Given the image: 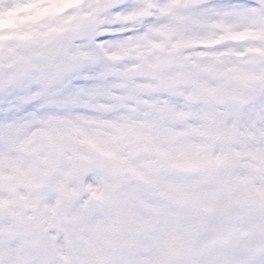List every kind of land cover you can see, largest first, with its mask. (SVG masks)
Here are the masks:
<instances>
[{"label":"snow or ice","instance_id":"1","mask_svg":"<svg viewBox=\"0 0 264 264\" xmlns=\"http://www.w3.org/2000/svg\"><path fill=\"white\" fill-rule=\"evenodd\" d=\"M16 3L0 264H264V0Z\"/></svg>","mask_w":264,"mask_h":264},{"label":"clouds","instance_id":"2","mask_svg":"<svg viewBox=\"0 0 264 264\" xmlns=\"http://www.w3.org/2000/svg\"><path fill=\"white\" fill-rule=\"evenodd\" d=\"M0 5H4L7 7H13L14 11L9 13L5 11L3 15V23L8 24L9 22H14L17 17L24 16L25 9L20 7L17 3L16 0H0Z\"/></svg>","mask_w":264,"mask_h":264},{"label":"rangeland","instance_id":"3","mask_svg":"<svg viewBox=\"0 0 264 264\" xmlns=\"http://www.w3.org/2000/svg\"><path fill=\"white\" fill-rule=\"evenodd\" d=\"M3 24V16H0V26H2Z\"/></svg>","mask_w":264,"mask_h":264}]
</instances>
